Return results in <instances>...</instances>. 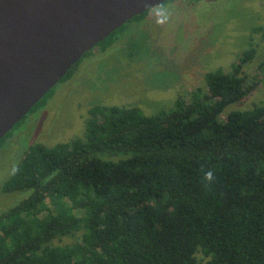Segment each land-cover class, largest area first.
<instances>
[{
  "label": "trees",
  "instance_id": "obj_1",
  "mask_svg": "<svg viewBox=\"0 0 264 264\" xmlns=\"http://www.w3.org/2000/svg\"><path fill=\"white\" fill-rule=\"evenodd\" d=\"M255 53L169 110L93 106L82 137L28 146L1 188L28 194L0 214V264H264V102L222 117L256 87Z\"/></svg>",
  "mask_w": 264,
  "mask_h": 264
},
{
  "label": "rangeland",
  "instance_id": "obj_2",
  "mask_svg": "<svg viewBox=\"0 0 264 264\" xmlns=\"http://www.w3.org/2000/svg\"><path fill=\"white\" fill-rule=\"evenodd\" d=\"M250 46L256 53L243 70L257 85L222 117L264 102V0H168L125 23L108 47L94 46L82 56L0 143V214L28 194L1 191L28 146L82 137L93 106L138 107L147 116L169 110L179 96L204 88L206 73L229 70ZM78 235L54 243H71ZM196 257V264H205L200 253Z\"/></svg>",
  "mask_w": 264,
  "mask_h": 264
},
{
  "label": "water",
  "instance_id": "obj_3",
  "mask_svg": "<svg viewBox=\"0 0 264 264\" xmlns=\"http://www.w3.org/2000/svg\"><path fill=\"white\" fill-rule=\"evenodd\" d=\"M165 1L0 0V139L85 53Z\"/></svg>",
  "mask_w": 264,
  "mask_h": 264
}]
</instances>
